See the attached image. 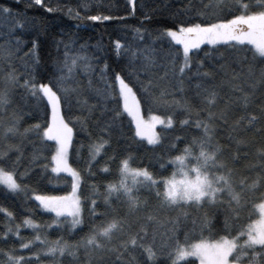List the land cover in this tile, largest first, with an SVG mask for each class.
Returning a JSON list of instances; mask_svg holds the SVG:
<instances>
[{
	"label": "snow or ice",
	"instance_id": "6c2138e0",
	"mask_svg": "<svg viewBox=\"0 0 264 264\" xmlns=\"http://www.w3.org/2000/svg\"><path fill=\"white\" fill-rule=\"evenodd\" d=\"M16 2L19 3L20 0ZM133 2L134 0H129V3ZM34 3L42 5V0H34ZM200 4L201 6H197L193 0H189L188 6L178 10L177 13L187 16L188 19L177 22L178 30L170 28L166 31L167 37H170L176 45L182 46V53L178 49L170 48L156 54L159 56V63L151 53L143 55L142 62L137 63L142 54L138 50L134 51L130 47L122 46L119 41L116 42L117 54L126 52L130 56L129 66L133 68L130 75L135 77V83L131 80L126 82L122 70L114 72V80L119 84L118 97L115 95L113 85L109 82L108 65L105 64L104 67L97 69L100 57L96 52L89 55L88 46L85 44L80 46L77 54L70 55L73 51L72 45L75 44L74 40L71 44L58 42L52 79L48 83L37 84L38 57L31 63L24 57H20L22 73L17 74L14 70L5 78V86L0 89V110L9 105L12 88L19 87L24 90L20 97L24 102L23 107H27L29 95L38 102L46 98L47 105L51 107V119L46 126L37 123L24 128L23 131L20 130L22 116L15 112L9 121H0V140L10 136L20 138V144L9 145L7 150L0 151V184L4 185L11 194L18 195L21 191L27 194L29 189L23 184V180L25 177L31 178L35 175L31 165L40 163L42 159L47 160L46 153L51 148L48 141L55 142L54 152L51 154V164L54 165L50 169L51 172L55 174L66 172L73 180L70 195H34L32 197L38 202L40 209L54 214L51 223L42 226L31 219H25L24 225L33 229L55 226L56 229L63 227L69 230L77 228L82 230L85 222L82 210L87 209L92 218L90 234L78 245L62 244L59 240L48 242L37 235L35 240L47 246V255L55 257L59 253L61 257L67 254L75 258L77 252L74 249L83 247L89 264H157L161 255L171 259L172 264H178L179 261L191 256L199 258L200 264H230L229 257H233L236 264H240L247 250H252L251 264H264V203L259 205L262 219L254 225H249L247 229L243 228L240 216L246 203L244 194L264 187V173L251 185L241 181L239 191L234 188L233 172L228 162L221 160L224 149L216 142L217 121L228 124L231 104L219 111L213 110L218 101L217 85L212 83L216 72L202 70L205 61L209 59V53L206 52L203 59H194L198 56L195 50H202V44L225 46L231 56V64L239 65V71H233L229 80L233 94L239 93L232 103L244 109L253 104L257 98V92L264 88V66L257 67L258 63L264 65V0H209L207 4L200 0ZM47 10L54 11L51 7ZM71 14L69 9V15ZM76 15L79 18V14ZM196 18L199 22H194ZM88 19L98 21L101 17L89 16ZM102 19L109 20L111 17L104 16ZM28 24L29 21L19 18L12 9L0 8V25H2L0 36L5 38L7 44V47L0 44V52H3L0 59L13 55V38L15 54L18 55L22 51L21 37L16 36L15 33L17 28L24 29ZM136 32L139 34V29ZM60 44L64 47L62 60L59 57ZM247 45L255 49L251 58L245 52ZM36 48L37 43L33 41L32 50L26 56H33ZM241 53L244 54L241 55ZM225 58L221 53L220 59ZM223 69L224 65H221V71ZM194 77L197 82L193 85ZM21 80H23L22 84ZM85 80L87 84H84ZM134 88H137V92L141 94V99H137ZM189 90L193 92V96L186 98V91ZM178 94L181 96L180 99H176ZM261 98H264V93H261ZM196 101H200L206 107L194 110ZM141 104L146 105L150 112L163 111L165 115L163 117L152 115L145 120L141 115ZM23 107L20 109L21 112ZM73 108H77L82 114L77 118V123L84 126L89 120L94 119L100 131L109 136V139L100 137V143H93L90 146L88 161L90 175L94 174L92 169L99 162L96 158L101 155L102 150H105V145L111 146L112 134L116 132L123 134L124 113L135 125V137L140 138V141L146 140L148 145L159 146L162 143V135L156 132L157 125H161L163 131L173 133L176 132L177 124L181 133L194 125L200 134L193 136L188 146L183 149L182 155H176L174 159L167 162L168 165L176 168L170 177H164L161 172L157 174L161 178L156 179L154 174L146 168H131L129 165L131 157L122 159L119 165V180L107 185L106 193L103 195L104 210L97 211L100 204L96 198H89L91 207L88 208L77 195L78 191L82 194L81 174L68 163L73 128L69 127V123L61 112L62 109L70 111ZM97 112L98 116L95 115ZM23 114L32 115L31 110ZM245 120L251 127L257 124L262 125L258 130L264 133V104L259 106L258 115L242 116L234 121L230 125L231 131L237 132ZM230 139L236 141L237 154L232 158L236 161L240 158L239 145L244 141L232 136ZM25 141L32 146L33 151L29 168L20 174L17 169L23 159ZM185 142H187L186 135H177L169 151L175 150L178 143ZM11 150H15L19 155L9 167L8 151ZM259 156L264 161V150L259 153ZM110 159L115 162L117 155L114 154ZM166 167L165 162L161 160L160 168L166 169ZM260 167L264 169V163H261ZM42 168L43 173H47L49 164L44 163ZM213 170H224V174L215 175ZM101 171L110 173L111 170L104 167ZM140 188L148 189L149 196L155 189L157 204L152 211L146 212L149 201H142L137 195ZM93 191L95 192V186ZM224 193H227L230 199L222 224L215 211L206 210L202 217L193 220V226H198L202 232L207 229L211 233L212 230L217 229L224 233L215 243H207L202 239L199 243L191 244L188 243L187 234L182 242L175 235L180 218L166 221L161 218V213L185 205L195 207L197 210L205 208L218 210L223 207L224 201L220 198ZM261 198L264 199V197ZM115 201L121 203L123 214L120 207H113ZM4 211L5 209L0 208V212ZM142 212L146 214L141 215ZM6 215L11 217L12 213L8 212ZM69 217L70 221H68ZM97 220L100 223L97 224ZM163 223L171 224L172 227L162 234L164 239L160 248L157 249V233L153 231L149 241V228ZM19 228L20 225H17V232ZM11 231L12 229L9 228L8 232ZM118 234L121 242L114 243ZM4 242H7V234H5ZM32 243V241L22 242L21 246L29 249ZM137 251L139 254L134 255L133 253ZM5 255H7V264H32L30 259L25 260L23 257L8 253ZM130 255L131 259H125Z\"/></svg>",
	"mask_w": 264,
	"mask_h": 264
},
{
	"label": "trees",
	"instance_id": "16d2710c",
	"mask_svg": "<svg viewBox=\"0 0 264 264\" xmlns=\"http://www.w3.org/2000/svg\"><path fill=\"white\" fill-rule=\"evenodd\" d=\"M188 3L189 0H134L133 3H129V0H42V5H35L34 0H20L19 3L16 0H0V8H10L14 14H18L19 18L29 21L26 28H17L15 33L16 36L21 37L22 43L20 47L22 51L18 55L15 54L13 38V55L6 59H0V89L5 86V78L10 72L15 70L17 74L22 73L23 67L20 57H24L29 63L38 57L37 84L48 83L52 79L53 66L57 58L58 42L63 41L64 43L71 44L74 40L75 44L72 45L73 51L70 55L77 54L80 46L85 44L88 46L89 55L92 52H96L100 57L97 69L104 67L105 64L108 65L109 82L113 85L115 95L118 97L119 84L114 80V72L122 70L126 82L127 80H131L135 83V77L130 75L133 72V68L129 66L130 56L126 52L118 55L115 47L116 42L119 41L122 46L130 47L134 51L138 50L142 55L139 57L137 63L142 62L143 55L149 53L153 54L157 63H159L160 59L156 54L161 50L171 48L173 50L178 49L182 53V46L176 45L170 37H167L166 31L170 28L178 30L179 25L177 22H183L188 19L185 15L177 14L178 10L187 7ZM193 3L201 6L200 0H193ZM203 3H209V0H203ZM49 7L54 9V11L49 12L47 10ZM69 9L71 10V15H69ZM77 13L79 14V18H77ZM89 16H100L101 19L93 21L88 19ZM104 16H110L111 19L104 20L102 19ZM193 16L195 17V14ZM194 22H199V19H194ZM137 29H139V34L136 32ZM141 36L143 37L142 39ZM33 41L37 43L36 51L33 56L27 57L26 54L32 50ZM0 44L7 47L6 40L2 36H0ZM201 49L195 50L198 52V56L194 57V59H203L205 53H209V59L205 61V66L202 70H214L216 72L212 83L217 85L218 101L216 108L213 110L219 111L231 104L228 112V124L226 125L223 122L217 121L216 142L224 149L221 160L228 162L229 168L233 172V186L239 191L241 181H246L251 185L264 173V169L260 167V164L264 163V161L259 156V153L264 150V133L258 130L262 125L257 124L255 127H251L247 125L246 120L237 132H232L230 125L242 116L250 117L252 114H259V106L264 104V98H261L264 88L257 92L255 102L247 109L232 103L239 93L233 94L232 85L229 83V80L233 71H239V65L233 66L231 64V56L228 54V49L225 46L202 44ZM63 51V44H60L59 57L61 60L63 59ZM245 52L251 58L255 49L253 46L247 45ZM221 53L224 54L225 59H220ZM243 54L241 53V55ZM0 56H3V52H0ZM221 65H224L223 71H221ZM260 66L264 65L258 63L257 67ZM196 82V78L194 77L192 84L194 85ZM20 83L22 84L23 80ZM84 84H87V80L84 81ZM133 91L137 92V88H134ZM23 92L22 88H12L9 105L0 110V121H9L15 112L17 115L22 116L21 131L37 123L46 126L51 119L46 98L38 102L29 95L27 97V107H23L24 102L20 99ZM192 96V91H186V98H191ZM180 98L181 96L178 94L176 99ZM137 99H141L139 92H137ZM189 102L191 103V100ZM22 107L23 112L31 110L32 115H24L20 111ZM110 107H115V105H110ZM204 107L206 105L200 103V101H196L194 104V110H200ZM61 114L65 117L66 122L69 123V127L73 128L68 162L70 167L81 174L82 194L81 191H78V196L87 204L88 208L91 207L89 198H96L100 204V208L97 211L104 210L103 195L106 193L107 185L119 180V165L122 159L131 157L129 161L131 168H146L154 174L156 179L161 178L157 175L161 172H163L164 177H170L176 168L173 165H168L167 162L174 159L176 155H182L183 149L188 146L193 136L200 134L194 125L184 133H181L179 124L176 125L175 133L157 128V133H160L163 137L162 143L159 146L148 145L145 140L140 141V138L135 137V126L131 122V118L124 113L123 134L121 135L119 132L112 134L111 146L105 145V150H102L101 155L96 158L99 162L92 169L94 174L90 175L88 171L90 146L93 143H100V137L109 139V136L107 133L100 131L94 119L89 120L84 126L81 123H77V118L82 116L77 108H73L70 111L62 109ZM141 114L144 118L152 115H161L162 117L165 115L163 111L150 112L144 104H141ZM95 115L98 116L99 113L97 112ZM193 119H195L194 114ZM177 135H186L187 142L178 143L175 150L169 151ZM230 136L244 141L243 144L239 145L240 158L236 161H233L232 158L237 154V145L235 139H230ZM47 143L51 145L48 153H46L47 160L42 159L40 163L31 165L35 175H32L31 178L25 177L23 180V184L27 185L29 189L27 194L23 191L18 195L11 194L4 185L0 184V208L5 209L4 212H0V264H7V255L5 253L23 257L25 260L30 259L32 264H89L88 256L83 247L74 249L77 252L75 258L67 254L61 257L59 253L53 257L47 255L46 245L35 240V237L39 235L41 239L48 242L59 240L62 244L78 245L82 239L90 234V228L92 227V218L87 209L82 210L85 221L82 230L81 228L69 230L63 227L56 229L55 226L53 228L41 227L33 229L23 223L25 219H31L34 223L43 226L51 223L53 219L51 214L43 212L38 207V204L32 199L34 195L63 196L67 195L71 190L68 178L54 175L51 172L50 169L53 166L51 164V154L54 152L55 145L52 141H48ZM17 144H20L19 137L10 136L7 139L0 140V151L7 150L9 145ZM32 151V146L25 141L23 159L18 166V173L22 174L29 168ZM114 154L117 155L115 162L110 159ZM18 155L19 153L15 150L8 151L9 167H11L12 161H15ZM161 160L167 165L166 169L160 168ZM44 163L49 164L47 173H43L42 165ZM104 167H108L111 170L110 173L102 172L101 169ZM213 172L215 175L224 174V170H213ZM17 182H20L19 175L17 176ZM93 186H95V192L93 191ZM162 187L161 185V189ZM137 195L142 201H149L146 212L152 211L156 207L155 189L152 190V195L149 196L148 189L140 188ZM261 197H264V187H259L258 191H247L244 194L246 203L240 213L244 229H247L250 222L255 218L254 208L264 203V199ZM220 199L224 201V204L218 210L207 208L197 210L195 207L185 205L161 213V218L165 221L175 219L176 217L180 218V222L176 226L177 232L175 235L182 242L185 240V234H187L188 243L191 244L199 243L202 239L207 243H215L224 233L219 232L217 229L212 230L211 233L207 229L202 232L198 226H193V220H196L197 217H202L206 210L209 212L215 211L222 224L224 212L228 209V200L230 198L227 193H224ZM113 207H120L121 214H123V208L119 201H115ZM8 212L12 213L11 217L6 215ZM146 212H142L141 215H145ZM185 213H187V216H185ZM96 223L98 224L100 221L97 220ZM17 225H20L18 232ZM171 227L172 225L167 223L152 225L149 228V241L151 240V233L156 231V243L157 249H159L164 239L162 234L166 230H170ZM9 228L12 229L11 232H8ZM5 234H7L6 243L4 242ZM29 241L33 242L29 249L21 246L22 242L27 243ZM120 242L121 237L118 234V237L114 239V243ZM133 254L138 255L139 252L137 251ZM251 255L252 250H247V253L241 258L240 264H251ZM125 259H131V255ZM230 259L236 264L233 257H230ZM157 264H172V260L161 255ZM178 264L198 263L196 260L188 257L186 260L178 262Z\"/></svg>",
	"mask_w": 264,
	"mask_h": 264
},
{
	"label": "rangeland",
	"instance_id": "374dc122",
	"mask_svg": "<svg viewBox=\"0 0 264 264\" xmlns=\"http://www.w3.org/2000/svg\"><path fill=\"white\" fill-rule=\"evenodd\" d=\"M49 109H50V117H51V107L49 106ZM142 115V114H141ZM143 116V115H142ZM130 118V117H129ZM144 118V117H143ZM150 117H145L144 119L145 120H148ZM135 126V125H134ZM157 128H162V126L161 125H157V127H156V132H157ZM146 141V140H145ZM53 143H54V145H55V142L54 141H52ZM147 142V141H146ZM68 153H69V151H68ZM69 163V162H68ZM54 166V165H53ZM70 166V165H69ZM54 175H55V173H54ZM56 175H60V176H63V178H68L69 179V181H70V186H71V190H70V192L67 194V195H70L71 194V192H72V182H73V180H72V177L68 174V173H66V172H62V173H59V174H56ZM77 195H78V192H77ZM63 196H66V195H63ZM34 200V199H33ZM35 201V200H34ZM37 204H38V202L37 201H35ZM42 210V209H41ZM43 211V210H42ZM44 212V211H43ZM45 213H47V212H45ZM48 214H51V213H48ZM254 214H255V218H254V220H252L251 222H250V224L249 225H254V224H256L258 221H260L261 219H262V216H261V211H260V209H259V206H257V207H255L254 208ZM53 217H54V214H51ZM71 220V218L69 217L68 218V221H70ZM248 225V226H249ZM188 257H186L184 260H186ZM191 258L192 259H194V260H196V262L198 263V264H200V260H199V258H197V257H195V256H191ZM183 260V261H184ZM229 260H230V264H234L233 263V261L230 259V257H229ZM180 262V261H179Z\"/></svg>",
	"mask_w": 264,
	"mask_h": 264
}]
</instances>
